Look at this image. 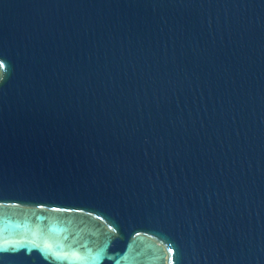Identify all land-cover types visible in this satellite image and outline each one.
<instances>
[{
  "label": "water",
  "instance_id": "water-1",
  "mask_svg": "<svg viewBox=\"0 0 264 264\" xmlns=\"http://www.w3.org/2000/svg\"><path fill=\"white\" fill-rule=\"evenodd\" d=\"M0 264H264V0H0Z\"/></svg>",
  "mask_w": 264,
  "mask_h": 264
}]
</instances>
